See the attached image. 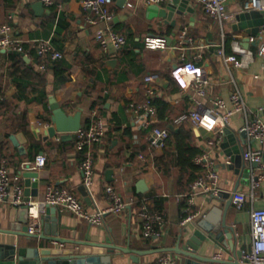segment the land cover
Listing matches in <instances>:
<instances>
[{
	"label": "crops",
	"instance_id": "0c3cea01",
	"mask_svg": "<svg viewBox=\"0 0 264 264\" xmlns=\"http://www.w3.org/2000/svg\"><path fill=\"white\" fill-rule=\"evenodd\" d=\"M224 1L236 15L233 22L221 24L213 20L197 0H191L189 10L182 15L175 14L166 24L150 10L152 5L141 0H125L121 5L120 0H114L108 6L114 15L112 25L126 36L127 46L113 53L104 51L97 43L96 27L87 21L89 13L83 7V0H54L52 5L44 3L42 12H37L34 5L43 0H0V29L5 25L12 26L13 37L22 40L30 49L37 40L51 39L63 53L60 61L67 68L64 78L56 81L50 58L42 59L49 69L41 71L36 65L40 60L34 49L27 56L21 54L20 60L18 53L13 56L11 51L0 48V94L7 106L0 110V161L6 162L12 175H16L23 162L32 161L41 153L47 156L46 167L39 172L40 177L34 181L28 195L23 177L25 198L32 202L33 189L39 188L41 201L51 184L68 188L85 201L80 192L84 175L76 138L59 133L50 137L48 132L52 126V121H47L52 114L50 100L54 98L69 114L82 110L84 125L95 108L108 122L104 142L95 148L96 177L92 190L98 206L107 208L110 205L105 192L106 186L110 185L125 200L139 195L147 198L151 209L165 218L160 237L147 239L143 235L137 203L124 212L107 215L101 226H92L75 214L57 208L42 222L41 235L44 237L35 238L26 234L28 224L20 221L17 208L0 203L1 253L7 245L38 247L41 256H111L112 264H153L163 254L172 253L178 264H186L187 257L176 249H185L180 237L191 224L189 221L182 225L181 221L197 213L195 219L209 214L219 222L226 218L234 229V247L225 237V246L212 249L208 254L213 258L222 254L220 259L216 258L219 260L235 257L233 262L241 261L236 255L240 251L248 252L253 242L250 211L264 209V180L257 188L256 196L252 197L253 176L264 170L243 158L244 152L250 149L261 148L264 152V143L240 136L247 119L259 118L264 122V54L260 52L264 45V26L258 37L249 36L246 30L238 29L237 16L254 11L251 1ZM128 2L134 3L135 8L129 9ZM184 31L192 41L181 44ZM146 38H162L166 46L147 48ZM234 42L254 53L247 68L233 66L241 58L234 51ZM183 45L186 49L182 50ZM220 49H224L223 55L219 53ZM198 55L201 57L196 58ZM183 57L185 61H195L203 69L208 81L207 93L199 99L205 109H214L213 100L222 98L227 106L221 111L230 110L231 94L236 90L241 92L248 114L241 112L231 117L228 128L235 138L227 139L225 135L221 142L210 146L214 132L206 128L196 130L189 121L176 123L180 115L194 108L197 96L193 90L182 89L172 77V70ZM150 73L160 76L155 97L158 108L155 125L174 132L180 131L181 127L192 132L193 138L188 144L199 147V155L210 152L224 194L243 192L247 195L244 210L238 211L225 196L198 194L194 205L187 199L178 200L177 143L168 149L173 156L164 153V148L152 147L148 131L139 129L131 112L132 103H140L146 98L144 78ZM159 104L166 106L164 110L160 111ZM21 133L26 139L21 144L24 150L12 139ZM33 145H39L41 150L36 153ZM162 159L173 164L168 172L170 176L161 170ZM139 180H145L146 193H138Z\"/></svg>",
	"mask_w": 264,
	"mask_h": 264
},
{
	"label": "built area",
	"instance_id": "2783aa9c",
	"mask_svg": "<svg viewBox=\"0 0 264 264\" xmlns=\"http://www.w3.org/2000/svg\"><path fill=\"white\" fill-rule=\"evenodd\" d=\"M147 5H166L173 0H141ZM201 4L205 13L213 20L224 24L233 22L236 15L231 12L224 0H197ZM251 8L256 11H264V0H250ZM46 5H52L54 0H43ZM114 0H83L84 9L89 13L88 23L96 27L95 39L99 46L106 52L118 53L127 46V38L122 33L117 32L112 25L114 15L108 9ZM129 9H134L135 4L127 3ZM13 27L5 25L0 29V48L7 51L16 52L18 54L29 55L31 49H34L37 56L41 59L50 58L52 62L63 59V53L58 50L51 39H41L34 42L30 49L24 45L23 41L13 37ZM187 31L181 35V44L186 41H192L187 37ZM146 47L150 49L164 48L166 42L162 38H146ZM234 51L241 55L239 60L233 63L236 68H247L254 58V53L240 48L237 42H234ZM181 46L180 48L186 49ZM264 54V45L260 49ZM219 53L224 54V49H220ZM198 55L196 58H200ZM39 70L47 71L49 65L41 62L38 66ZM173 79L184 90H193L197 96L194 98L195 106L192 110L180 115L176 119V123L181 124L189 121L196 130L206 128L214 132V138L209 140V145L222 141L226 135V129L229 127L231 117L236 113L244 112L248 114V108L244 102L243 96L239 90L231 94L230 100L232 108L225 112L221 109L226 108V101L222 98L213 100L215 108L205 109L199 97L206 96V87L208 81L205 78L203 69L195 63V61H183L172 70ZM160 76L156 73H150L144 78L146 84V98L140 103L131 104V112L139 124L140 130L148 131V139L152 147L163 148L166 140L170 137L168 129H161L155 125L158 108L155 104L157 95V86ZM50 127L49 124L46 125ZM109 125L99 113V109L95 108L91 113V118L87 124L79 129L76 134V147L79 152L85 153V158L81 162V170L84 175V186L92 199V206L87 203L72 190L65 187H57L49 184L47 186L45 197L38 202H31L25 198V187L22 184L23 173L28 171L40 172L46 167L47 156L44 153L38 154L34 160L23 162L20 171L16 175H12L11 170L6 162L0 165V203H6L17 208V210L28 206L29 224L28 233L40 236L42 232V214L46 208L56 207L62 211H69L79 218L83 219L92 226H101L107 215L117 214L126 211L134 206L137 198L125 200L122 195L110 185H107L105 192L110 205L107 208H100L93 194V185L95 182V148L104 142L107 135ZM241 132H246L249 140H255L264 143V122L255 118L247 119V123L241 128ZM140 158L144 159L141 155ZM243 158L246 162L257 165L259 170H264V152L261 148L250 149L244 152ZM194 162L200 166L204 172L191 185V191L186 195L190 205L195 204V198L198 194H208L212 196H221L223 190L219 185V174L216 163L212 160L209 151L195 157ZM36 180V179H35ZM264 180V173L253 176L252 181V197L256 196V190ZM233 203L238 211H242L247 206V195L243 192H234ZM182 195H178V200L182 199ZM139 216L143 223V235L147 239L158 238L161 235V229L165 225V218L162 214L156 213L151 209V204L147 198L140 200ZM91 208V209H90ZM251 214V230L253 242L251 249L243 253L241 257L242 264H264V209L253 208ZM198 216L192 213L181 221L182 225L192 221ZM222 254H217L215 258H221ZM153 264H178L177 259L172 253H165L160 256Z\"/></svg>",
	"mask_w": 264,
	"mask_h": 264
},
{
	"label": "water",
	"instance_id": "95a60500",
	"mask_svg": "<svg viewBox=\"0 0 264 264\" xmlns=\"http://www.w3.org/2000/svg\"><path fill=\"white\" fill-rule=\"evenodd\" d=\"M191 0H173L172 2L160 6L152 5L151 11L157 13V18H160L169 24L170 20L173 19L175 14L182 15L186 10H189L188 4ZM125 0H120L122 5ZM37 12H42L44 10V2H37L34 5ZM239 21L238 29L246 30L249 36L258 37L261 27L264 26V11L259 13L258 11H249L241 13L237 16ZM175 22H173L174 24ZM249 47V44H248ZM50 110L52 126L49 129L50 137L56 136L58 133L62 135H70L76 137L75 132L83 127V111L79 110L75 114H69L66 112L61 105L52 98L50 100ZM226 135L228 138H235L233 133L226 129ZM241 138H247L246 132L240 133ZM12 139L17 146H21L26 142L25 135L23 133ZM21 150H24L21 146ZM257 166V165H256ZM23 176L25 178L26 195L29 194V189L34 186V181L39 179L40 174L38 172L28 171L24 172ZM36 179V180H35ZM138 193H146L148 191L147 184L145 180H139L137 182ZM80 192L85 198V202L92 206V199L86 187L83 185L80 187ZM33 202H38L39 198V188L33 189ZM221 196L228 197L230 199V204L233 202L232 194L225 193ZM220 197V196H218ZM229 206V205H228ZM56 207L48 206L44 214H42V222L50 216L51 213L56 211ZM29 207L23 206V208L18 210V216L20 221L29 224ZM189 227L184 229V234L180 237V242L185 243V249H176L177 252L183 254L187 257L186 264H242L239 262H233V258L229 257L228 260H219L211 257L208 253L212 249H217L218 247H224L223 239L225 237L231 241L234 247L235 235L232 226H229L226 222V218L219 222L215 219L213 214H209L203 218H197L190 221ZM29 234V233H26ZM31 235V234H29ZM35 238H43L44 234L41 236L32 235ZM180 249V251H179ZM243 252L240 251L236 257H242ZM2 260V261H1ZM112 264L111 256H101V255H86V254H76L71 256H41L38 247L26 248L17 247L16 245H7L5 251L1 253L0 250V264Z\"/></svg>",
	"mask_w": 264,
	"mask_h": 264
},
{
	"label": "trees",
	"instance_id": "16d2710c",
	"mask_svg": "<svg viewBox=\"0 0 264 264\" xmlns=\"http://www.w3.org/2000/svg\"><path fill=\"white\" fill-rule=\"evenodd\" d=\"M13 56H16L15 54H17L16 52H12ZM19 55L17 58L22 60V55L21 54H17ZM39 64L42 62V59L39 58ZM36 64L37 67L39 66V64ZM53 70L55 73V78H57L56 81L58 80H62L65 76V73L67 72V68L64 67V65L61 63L60 60L53 62ZM47 101V99H46ZM160 107V111L161 109L166 107L164 104H159ZM7 108L6 106V102L2 99V96L0 94V110ZM47 121H51V118H48ZM170 132V137L166 140L165 146L164 148V153H168V155L173 156V153L169 152L168 149L170 148V146H172L175 142L177 143L178 146V161L176 163V168L180 171V174L176 177L177 178V192L180 193V195H182V201H185V199H187V194L191 191V185L192 183L199 178L200 175H202V169L200 166L196 165L194 162V158L196 156H198L200 154V149L199 147H195L192 144H188L189 140H191V138H193V133L182 128L180 129V131L178 132H174V131H169ZM192 136V137H191ZM33 149L37 152H39L41 150L39 145H33L32 146ZM148 148V146H147ZM81 159L83 161V159L85 158V153L81 152ZM163 160V159H162ZM3 160L0 161V165L2 164ZM172 162L167 163L164 162L163 160V165L161 166V170L166 174V176H170L168 174V172L171 169L172 166ZM138 202L137 205L139 206L140 209V200L142 199L139 195V197L137 198ZM158 200H157V205L158 204ZM158 208V207H157Z\"/></svg>",
	"mask_w": 264,
	"mask_h": 264
}]
</instances>
